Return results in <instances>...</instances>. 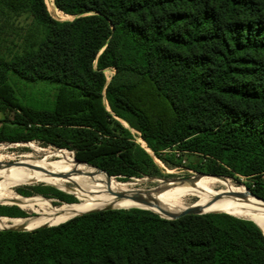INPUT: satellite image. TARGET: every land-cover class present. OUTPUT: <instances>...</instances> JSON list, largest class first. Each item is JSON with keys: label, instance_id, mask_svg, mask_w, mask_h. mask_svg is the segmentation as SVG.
<instances>
[{"label": "trees", "instance_id": "16d2710c", "mask_svg": "<svg viewBox=\"0 0 264 264\" xmlns=\"http://www.w3.org/2000/svg\"><path fill=\"white\" fill-rule=\"evenodd\" d=\"M53 2L75 19H53L45 0H0V44L11 17L31 20L16 52L0 54V144L73 152L115 182L165 180L155 159L175 169L193 158L198 175L251 180L228 181L264 199V0ZM40 82L58 85L51 110L16 95ZM15 196L81 206L43 184ZM207 213L167 220L125 207L0 231V264H264V233L248 213ZM0 217L29 219L17 207Z\"/></svg>", "mask_w": 264, "mask_h": 264}, {"label": "rangeland", "instance_id": "374dc122", "mask_svg": "<svg viewBox=\"0 0 264 264\" xmlns=\"http://www.w3.org/2000/svg\"><path fill=\"white\" fill-rule=\"evenodd\" d=\"M45 3L53 19L60 21V22H68V21H73L75 19V17L73 16H68L58 11V9L52 4L54 3L53 0H45ZM30 21H31L30 18H28L27 16H21V17L13 16L9 19V24L6 27L5 34H4L5 35L4 38H6L8 41L7 43L0 44V54L7 55L9 53L16 52V48L13 46V43L20 44L21 41H19V38L24 36V34L26 33L27 28L30 25ZM18 35L21 37H18ZM112 75H113L112 70L106 71V76L109 80ZM57 89H58L57 84L40 82L37 84L19 83L15 90H16V95L18 96V98L24 105L34 108V109L51 110L55 105V97H56ZM10 117H12V115ZM132 133L135 137L136 143L142 146L143 148H146L145 143L140 139L139 135L136 134L135 132H132ZM58 150L60 149H56L51 146L46 147L39 142L0 144V181L6 176L7 172H9L11 169L26 168V167L35 166L38 164H61L65 161V159H69L73 162H76L70 157V155L74 157L73 152H69L66 150L68 153H70L69 155L65 151H58ZM155 160H156V163L159 165L160 169L162 170L163 175L166 176L165 180H168V183H165L164 180H156V179L151 180L149 178L133 179L129 182H120L114 178L117 182L125 183V184H119L111 178H106L107 182L110 184L111 189H113L114 191H118V190L132 191V190H142V189L152 190L155 188L160 189V188H163L166 184L172 183L174 180H187V179H192L195 177H199L197 180H195L198 183V187L203 190L210 191V192L226 190L230 188L231 186H229V181H231L233 184L237 186L244 185L247 187V185L252 184L251 180H247L245 178H240L239 181H235V180L228 179V178H225L223 180V179H218L214 177L198 175L191 169V164H193V161H194L193 158H189L187 160L185 159L183 162V167L175 168V169L167 168L157 159ZM8 162H21V163H19V165H13V166L7 167L4 164ZM46 172L51 175H55V176L61 174L51 169H47ZM61 175L65 177L64 182L61 184V186H58V187L54 186V187L64 191V193L67 195L73 196L76 200H78L80 205L83 206L84 203L81 202L75 195L71 193V189L79 188L81 187V184L78 182L72 181L71 175L68 173H62ZM137 180H141V181H137ZM142 181H145V183H142ZM42 184L47 185V186H52V185L47 184L46 182L37 181L32 178L30 179L26 178L25 180H23L22 182L18 184L10 185V186L0 189V207H7V208L17 207L23 212H25L29 218L25 221L0 219L1 220L0 225H15L16 224L17 227H21L23 226L24 222L30 219H34V217L49 211V210L44 209V204L41 202L21 200L15 196L16 190L18 188L37 186V185H42ZM240 187H243V186H240ZM35 197L42 198L40 196H34L31 198H35ZM42 199H45V198H42ZM200 199L201 197H195L189 194H184L182 196L175 197L174 199L166 202L163 205L164 207L168 209L175 210V211H181L195 204ZM16 203L22 204L25 208L31 211L23 210L17 205H8V204H16ZM56 203H59V202H56ZM123 207L125 206H119L117 208H123ZM141 210H149V209H141ZM234 210L235 209L227 210V212H231ZM71 211H69L68 215H63V216L50 215L48 216L47 219L56 218V219L63 220L66 218V216H69L71 214ZM262 221H263L262 228H264V216L262 218ZM44 225H49V224H44V223L39 224L36 226V228H39V226L41 227ZM51 225H57V224H51Z\"/></svg>", "mask_w": 264, "mask_h": 264}, {"label": "bare ground", "instance_id": "6f19581e", "mask_svg": "<svg viewBox=\"0 0 264 264\" xmlns=\"http://www.w3.org/2000/svg\"><path fill=\"white\" fill-rule=\"evenodd\" d=\"M54 5V3H52ZM55 6V5H54ZM59 11V10H58ZM80 163L73 162L69 159L61 164H38L26 168L11 169L7 172L6 176L0 181V189L15 185L26 178L35 179L37 181L46 182L52 186H61L65 177L62 173H68L71 175L72 181L81 184V187L71 189V193L75 195L83 206H71L62 205L59 208L49 210L41 215H38L34 219H30L23 223V226L17 227V225H0V229L5 228H25L27 230L36 229L39 224H62L71 218L80 215L82 213L103 209L106 207L117 208L119 206L150 209L156 212L163 210L169 214H179L187 208H198L202 213L213 211H227L235 209L234 211L243 210L249 214L251 219L262 229V218L264 216V208L260 204L250 197L249 190L245 187H230L226 190L219 191H206L198 187L197 181L191 183H169L161 191L155 190H118L111 189L110 184L106 178H103L95 173L90 172L82 167ZM47 169L54 170L61 173L60 175H51L46 172ZM22 170V171H21ZM11 172V173H10ZM5 181V182H4ZM201 182V181H200ZM199 182V183H200ZM63 186V185H62ZM127 194V199H119L118 194ZM139 193L142 198L147 199L149 202L131 200L129 197ZM189 194L195 197H201V199L195 204L181 210L175 211L164 207L163 204L174 199L177 196ZM237 194V196H231ZM123 207V208H125ZM73 209V210H72ZM72 210V211H71ZM65 219L60 220L56 218L47 219L50 215H68ZM1 221V220H0ZM55 226V225H53ZM40 227V226H39Z\"/></svg>", "mask_w": 264, "mask_h": 264}, {"label": "water", "instance_id": "95a60500", "mask_svg": "<svg viewBox=\"0 0 264 264\" xmlns=\"http://www.w3.org/2000/svg\"><path fill=\"white\" fill-rule=\"evenodd\" d=\"M76 160V159H75ZM76 162L77 163H81V164H85V165H87V166H89V167H91V168H94V167H92V166H90V165H88V164H86V163H82V162H80V161H78V160H76ZM19 163H21V162H8V163H5L4 165L5 166H7V167H10V166H13V165H19ZM94 169H96V170H98V171H100V172H103V171H101V170H99V169H97V168H94ZM106 176H107V178H113V177H110L107 173H105V172H103ZM209 177H211V176H209ZM199 177H195V178H192V179H187V180H174L173 182L174 183H191V182H194L195 180H197ZM214 178H218V179H225V178H221V177H214ZM164 182L165 183H168V180H164ZM54 187V186H53ZM54 188H56V187H54ZM56 189H58V188H56ZM58 190H60V189H58ZM152 190H155V191H157V192H159V191H161L159 188H155V189H152ZM249 190V189H248ZM60 191H62V190H60ZM151 191V190H150ZM62 192H64V191H62ZM249 195H250V197L251 198H253L255 201H257L259 204H260V206L261 207H263L264 208V199H261V198H259V197H257L255 194H253L250 190H249ZM231 196H237V194H233V195H231ZM118 198L121 200V199H127V194H118ZM131 200H135V201H142V202H145V203H148L149 201L147 200V199H145V198H142L141 197V195L139 194V193H137V194H134V195H132V196H130L129 197ZM47 201H49L50 203H51V205L53 206V207H56L55 205H54V203L55 202H59V201H57V200H50V199H46ZM62 204H66V203H62ZM67 205H69V204H67ZM110 209H118V208H114V207H111V206H109V207H106V208H103V209H97V210H92V211H88V212H85V213H82V214H80V215H77V216H75V217H78V216H81V215H83V214H87V213H90V212H96V211H103V210H110ZM137 209H142V208H137ZM150 210V209H149ZM152 212H154V213H156V214H158L160 217H162V218H164V219H167V220H177V219H180V218H182V217H184V216H188V215H204V214H210V213H202L198 208H192V207H190V208H187L186 210H184L183 212H181V213H179V214H169V213H167V212H164L163 210H161V211H159V212H156V211H153V210H151ZM263 214H264V212H263ZM228 215H231V214H228ZM231 216H233V215H231ZM75 217H73V218H75ZM1 218V217H0ZM73 218H71V219H73ZM9 219H13V218H9ZM246 220H248V219H246ZM69 221V220H68ZM250 221H252V220H250ZM67 222V221H66ZM252 222H254V221H252ZM65 223V222H64ZM255 223V222H254ZM256 224V223H255ZM60 225V224H59ZM257 225V224H256ZM46 226H48V227H51V226H53V225H44V226H41V227H46ZM55 226H57V225H55ZM258 226V225H257ZM41 227H39V228H41ZM259 227V226H258ZM39 228H36V229H39ZM260 228V227H259ZM36 229H33V230H36ZM261 229V228H260ZM5 230H11V231H19V232H24V231H33V230H27V229H25V228H5V229H0V231H5ZM262 230V229H261ZM264 233V232H263Z\"/></svg>", "mask_w": 264, "mask_h": 264}, {"label": "crops", "instance_id": "0c3cea01", "mask_svg": "<svg viewBox=\"0 0 264 264\" xmlns=\"http://www.w3.org/2000/svg\"><path fill=\"white\" fill-rule=\"evenodd\" d=\"M5 119V115L0 112V129L2 128V121Z\"/></svg>", "mask_w": 264, "mask_h": 264}]
</instances>
